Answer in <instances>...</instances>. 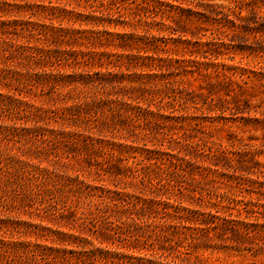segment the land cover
Returning <instances> with one entry per match:
<instances>
[{"label": "rangeland", "instance_id": "rangeland-1", "mask_svg": "<svg viewBox=\"0 0 264 264\" xmlns=\"http://www.w3.org/2000/svg\"><path fill=\"white\" fill-rule=\"evenodd\" d=\"M4 1L8 6L2 10ZM14 4L19 8L9 6ZM41 6L47 7L44 14ZM59 9L71 13L57 16ZM0 13H5L0 20L19 25L30 21L43 27L53 19L67 34L53 40V66L48 67L55 77L66 75L65 82L26 83L35 71L0 49V93L13 99L0 105V156L14 165L9 173L7 161L0 164V219H9L12 235L19 230L13 238L22 244L37 239L54 248L49 238L73 234L76 239L67 248L72 262L80 257L82 264H107L101 260L106 251L131 264H186L185 259L264 264V255L233 250L222 238L206 249L190 248V240L183 239V232L189 233L182 227L186 214L163 209L168 201L214 213L218 204L228 206L235 219L264 223V0H0ZM19 25L7 27L12 41ZM105 30L127 35L120 43L124 48H106L117 65L110 71L121 77L115 83L104 66L81 65L95 50L92 37ZM171 59L184 61V70L169 65ZM98 70L105 88L82 89L103 102L96 133L90 134L94 146L75 145L71 135L84 126L74 107L81 86L69 77L87 72L96 77ZM12 71L20 79L12 80ZM141 73L149 75L142 88L123 95L136 87ZM171 112L176 121L152 116ZM85 129L80 131L84 137L89 135ZM223 150L247 151V158L232 160L238 172L215 174V156ZM168 153L186 159L167 169ZM155 173L170 179L172 190L155 192ZM76 175L85 183L81 191L69 181ZM225 191L240 202H219ZM145 200L149 211H141ZM188 218L186 226L201 229ZM13 221L20 225L12 227ZM20 251L19 264H29L27 250Z\"/></svg>", "mask_w": 264, "mask_h": 264}, {"label": "trees", "instance_id": "trees-1", "mask_svg": "<svg viewBox=\"0 0 264 264\" xmlns=\"http://www.w3.org/2000/svg\"><path fill=\"white\" fill-rule=\"evenodd\" d=\"M6 6H8V3L4 1L3 4L1 5V9L3 10V8H6ZM9 6H16L19 8V5L17 4L9 5ZM30 8L32 9L33 7L30 6ZM40 8L43 10V14H44V12H46L47 7L41 6ZM7 12L12 13L13 11H7ZM57 12H58L57 16H60V15L66 16V15H70L71 13L70 11H66L65 9H59ZM3 15H5V13H0V18ZM77 16H80V14H78ZM48 20H50L51 22L48 25L44 24L43 27L39 25H35L30 21H27L25 24L21 23L19 25L17 24L16 21L6 22L4 20H0V49L4 47V50L7 51L9 58L15 59V61L17 60L24 61L25 65L27 66V69L29 68L30 70L35 71L34 73L29 74V78L26 79V83L32 82L33 84H40L41 80L48 83L49 79H52L51 81L53 83L55 82L57 83L59 81L66 80L68 78L66 75L55 77L53 76L52 71L48 69V67L53 66L52 65L53 56L51 54L53 52L52 51L53 40L55 39V37L56 38L60 37L61 40H63L67 36L65 32L66 30L63 29V26L59 24L61 27H58V26L55 27L52 23L53 19H48ZM98 20L99 19H97V21ZM18 25L21 26L19 28L20 33L19 35H17L16 40L12 41L9 37H7L6 35L7 33L5 34V32L7 30V27L14 26V29H15ZM96 34H98V32H96L95 35ZM92 38H93V41H92L93 43L91 45H92V48H95V50H93V52L91 51V53L89 54V59L84 60L81 65L85 63L84 64L85 66L91 65L99 69L102 68V66H104L107 70V73L110 79L116 77V79L110 82L112 83L119 82L121 80V77L120 76L117 77L116 74L110 71V66L116 68L117 65H115L116 63H112L110 61V58L113 54H111L110 51H107L106 48L107 49L111 47L115 49H117V47L124 48L125 45L122 46L120 43L123 42V44H125L127 40V35L119 34V33H112V32L105 30V31H102L101 34L99 32V35H97V37H92ZM95 40L97 41L96 43H94ZM97 46H99V48L101 47L100 51H96ZM167 63H169V65L177 64V69L181 68L184 70V68L186 67L184 65L185 62L179 59H173V60L171 59ZM143 67H145V65H143ZM118 68H120V65ZM47 70H50V71L46 73ZM39 74L42 75V79H40L41 76H39ZM95 74H97L96 77H94L92 74L88 72L86 74L79 75L77 77H69L70 80L73 79V81L77 84V86L78 85L81 86V90H79L81 91V96H79V99H77V101H79V104L77 103L74 107L75 109H77V112L81 113V121L84 124V126L82 127V130H84L85 125H86L87 129L85 130L87 131V133H89L88 136L84 137L82 135L83 133L80 132L82 130H81V127L79 126V130L75 131L73 133V137L71 135V138H70L71 143L75 145L76 143L86 144L87 142V144L94 146V141H92L90 134L96 133V131L94 132V130L98 126L97 124H95V121L98 120L97 114L100 112V109L102 108L101 105L103 104V102L102 100L97 99L96 96H94L93 98L90 96L88 97V93L84 94L82 89L83 87H87V88L93 89L95 93H98V91H100L101 89L103 90L105 88L104 83L102 82V79L100 80L101 78V76H99L101 74L100 70H98L97 73L95 72ZM15 75H20V74L17 71H12L10 78L12 80H16L17 78L20 79L19 78L20 76L16 77ZM137 76L138 77L136 81H134L136 82V87L128 88L127 92L126 90H124L123 95H125V93H127V95L129 93L130 95L132 93L131 91H134V90L136 93L138 90L142 88L141 86L143 83L141 80L145 77L147 78L149 77V75L143 74V73ZM130 82L132 81L130 80ZM170 93L172 94L171 97L173 98L177 97L176 92L171 91ZM6 98L7 99L10 98L11 100H13L12 97H10L9 95L5 96L2 93H0V105L3 104L4 99ZM14 101L16 100L14 99ZM15 107L16 108H14L13 111L17 113V115H19L21 109L18 108V106H15ZM112 109L113 107H111V111ZM161 109L163 108L161 107ZM123 112L125 113L127 112V110L124 109ZM147 114L148 113H145V116H144L145 118L143 117L145 120L146 119L149 120L147 117L148 116ZM170 114L171 116L169 115L166 117L165 115H161L160 113L158 114L152 113V116H153V119L155 120L157 118L159 119L161 118V120L165 119L171 122L176 121L177 119L176 118L174 119V116L172 115L173 113L171 112ZM18 130H19V127H15L14 131L16 133H13V137L15 138L18 137V134H17ZM23 130L28 132L30 129L23 128ZM3 134L4 132L0 130V136ZM65 140H67V138ZM85 144L83 145V147L85 146ZM230 155L234 156V159L230 157ZM239 158H247V151H243V150H234L232 152L229 150L221 151L219 154L215 156V159H217V163L213 164L215 166V171H214L215 174L224 175L226 174L225 171L230 172V173L238 172L239 170L235 171L234 166L232 165V160L239 161L238 160ZM185 159H186L185 154H182V155L180 154V156L179 155L173 156L172 154L168 153L167 159H166L167 163H165V167L167 169H169L170 167L176 168L177 163H179V161L184 162ZM5 160L7 161V158H4V156H0V164L3 163V166H5V163H4L6 162ZM219 160H222V163H220ZM8 161H7V170H9V173H10V170H13L11 169V166L12 168H14L13 167L14 165H12L13 164L12 160L11 161L8 160ZM3 166L0 165V170H2ZM15 171H19L17 166L15 167ZM240 171H242V169ZM243 175H244L243 173H239L238 175L239 180H241V177ZM155 176L157 177V184L159 186L157 190L155 189V192L161 191V190H169V191L172 190L173 186L170 185V182H169L171 181L170 179L169 181L165 182L161 178V174L158 175L155 173ZM14 179H17V177H14ZM69 181L75 182L74 190L76 191H81L82 187L85 186L84 181L81 180L78 175L74 176L73 179L69 178ZM13 182L15 183V180H13ZM198 184H200V182H198ZM212 188L214 189L212 191L219 193L213 186ZM4 196L5 195L3 193V197ZM218 197L220 198L219 202L221 203L226 202L228 205L231 203L238 204L240 202V201H237L236 199L237 196H233L231 192H227V191L223 192L221 195H218ZM156 204L159 205V203L153 202V206H155ZM163 206H164L163 209L167 210V209L173 208V211L175 213L186 214L185 220H184L185 225H182V227L184 231H189V233L186 234L183 232V235H184L183 239L187 238L188 240H190V245H189L190 248H194V249L195 248H205L206 249V248H209L208 244L211 241H213L214 238H220V239L222 238L224 240H227V242L230 244V248H232L233 250H236V251L245 250V251L251 252L252 256L264 255V223L259 224L258 222H254V223L248 222V221L246 222V221L237 219L239 218L238 216H236L237 218L235 219L234 218L235 216H233L231 213H228L229 212L228 206L224 207L221 205L219 206L218 204H213V206L216 207V210L214 211V213H212V210L211 211L209 210L207 213H201V214L198 213L197 211L189 209L188 207H182L181 203H177V205L175 206V205H170L167 201L166 203L163 204ZM142 210L149 211V200H145L143 201V203H141V211ZM6 211L10 212V210L8 209H6ZM238 212L239 214H241L240 210H238ZM142 214L144 213L142 212L139 213V215L141 216ZM190 216L194 219L192 221L193 223H190V224L201 226L200 230H198L199 228L197 227L186 226V222H191L189 221L190 218H188ZM182 219H184V217ZM8 221L9 219H7V217H5V219H0V264H19L20 260L22 259L21 254H20L21 247L27 250V255L29 254V258H28L29 264H82L80 257H77V261L72 262V258L70 257L71 250L67 248V246H69L70 244H73L72 240L76 239V237L73 234L66 235L63 233H59V235L57 236V239H54L53 237L52 238L48 237L50 239V242L55 244L54 248L51 245L36 243L37 239L34 240L35 243L34 242H27V243L23 242L22 244L21 241H18L15 238H13V235L20 233L19 230H16V233L12 235V232L9 231L10 224ZM11 224H12L11 225L12 227L13 226L17 227L20 225L19 221L18 222L13 221ZM47 231L49 230L47 229ZM200 233H202L201 238L199 237ZM116 258L118 260L116 264H131L129 263V261L127 262L123 261L121 257L119 256V254L117 253L114 254L111 251L110 252L106 251L103 253V255H101V260H104L105 263L108 262L107 264L112 263L111 259L114 260ZM124 258L125 257H123V259ZM185 263L190 264V262H188V259H185ZM141 264H144V263L141 262ZM145 264H149V261L148 260L145 261ZM199 264H202V263H199Z\"/></svg>", "mask_w": 264, "mask_h": 264}]
</instances>
